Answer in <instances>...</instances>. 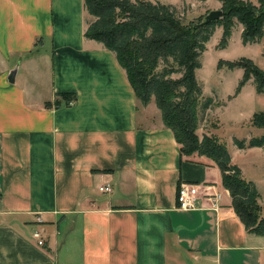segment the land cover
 I'll return each mask as SVG.
<instances>
[{
  "label": "crops",
  "instance_id": "obj_1",
  "mask_svg": "<svg viewBox=\"0 0 264 264\" xmlns=\"http://www.w3.org/2000/svg\"><path fill=\"white\" fill-rule=\"evenodd\" d=\"M84 27L82 0H0V264H60L72 233L77 264H264V234L245 230L214 162L147 123ZM180 181L198 185L194 209L177 208Z\"/></svg>",
  "mask_w": 264,
  "mask_h": 264
},
{
  "label": "trees",
  "instance_id": "obj_2",
  "mask_svg": "<svg viewBox=\"0 0 264 264\" xmlns=\"http://www.w3.org/2000/svg\"><path fill=\"white\" fill-rule=\"evenodd\" d=\"M221 16L199 25L183 23L172 6L149 0H82L85 19L83 35L110 51L123 69L134 98L140 107L152 101L161 124L172 132L179 155H204L219 170L221 186L227 190L230 206L245 230L264 234V215L258 204L254 184L241 176L230 162L225 145L213 134L197 136L195 130L210 98L204 97L195 79L200 55L214 27H220L218 48H223L235 23L240 26L242 44L255 43L264 35V0H217ZM216 67L240 68L241 76L234 94L249 79L256 93L264 91V68L252 60L238 57L219 59ZM179 73L176 78H170ZM67 105L71 92L56 93ZM58 103V102H57ZM249 123L264 128V112L254 111ZM238 148L260 147L264 150V133L245 140L234 139Z\"/></svg>",
  "mask_w": 264,
  "mask_h": 264
},
{
  "label": "rangeland",
  "instance_id": "obj_3",
  "mask_svg": "<svg viewBox=\"0 0 264 264\" xmlns=\"http://www.w3.org/2000/svg\"><path fill=\"white\" fill-rule=\"evenodd\" d=\"M170 5L175 10V15L183 22L197 21V17L203 16L209 10L219 9L217 0H149ZM255 2V0H250ZM85 19H91L86 16ZM220 27L215 26L209 39L205 42V49L200 55V67L195 70V79L201 88L204 97L210 98L204 114L195 130L197 136L213 134L223 142L229 158L237 164L246 180L253 182L259 193L261 215H264V155L259 154L257 148H238L233 140H247L264 133V128L250 125L249 118L254 111L264 112V95L256 94L251 81L242 86L234 94L235 86L241 76L240 68H217L219 59L233 60L238 57H246L259 68L264 66V35L255 43L242 44L240 41V26L235 23L231 35L223 48L217 47L220 37ZM179 73H173L169 77L176 78ZM252 87V89L250 88ZM251 89V90H250ZM250 90V91H249ZM249 91V92H248ZM248 92V94H246ZM253 92V93H252ZM141 108V107H140ZM142 109V108H141ZM149 119V125L161 123L160 115L154 103L150 101L144 107ZM62 232V231H61ZM61 235H64L61 233ZM77 240L76 234L65 242L59 251V263L63 264L67 255L72 264H77ZM68 251V254H65Z\"/></svg>",
  "mask_w": 264,
  "mask_h": 264
},
{
  "label": "built area",
  "instance_id": "obj_4",
  "mask_svg": "<svg viewBox=\"0 0 264 264\" xmlns=\"http://www.w3.org/2000/svg\"><path fill=\"white\" fill-rule=\"evenodd\" d=\"M100 191H109L110 188L108 185H103L98 188ZM197 190H198V185L190 183V182H185V181H180L177 184L176 187V206L178 209L181 210H190L195 208V198L197 196ZM220 198L219 193L214 194V203L213 205L215 206L217 204V200ZM36 221H40L39 217L35 218ZM32 236L36 239V243L38 245L42 244V241L39 236L38 231H34L32 233Z\"/></svg>",
  "mask_w": 264,
  "mask_h": 264
},
{
  "label": "water",
  "instance_id": "obj_5",
  "mask_svg": "<svg viewBox=\"0 0 264 264\" xmlns=\"http://www.w3.org/2000/svg\"><path fill=\"white\" fill-rule=\"evenodd\" d=\"M221 16V10L215 9V10H209L204 16L201 22H199V25L206 24L210 22L211 20L217 19ZM16 71V67L14 66L11 70L7 73V81L13 82L14 80V74Z\"/></svg>",
  "mask_w": 264,
  "mask_h": 264
}]
</instances>
